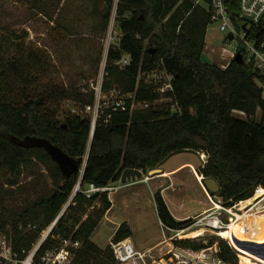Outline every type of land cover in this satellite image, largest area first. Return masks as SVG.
<instances>
[{
    "label": "trees",
    "instance_id": "trees-1",
    "mask_svg": "<svg viewBox=\"0 0 264 264\" xmlns=\"http://www.w3.org/2000/svg\"><path fill=\"white\" fill-rule=\"evenodd\" d=\"M105 2L107 21L115 0ZM229 2L233 18L240 17L238 0ZM211 16L195 0H118L116 26L121 37L119 45L108 52L103 89L115 88L134 97L126 99L125 111L105 109L93 137L92 117L73 112L63 121L58 118L63 101L90 105L95 100L92 94L83 96L74 87L54 82L40 86L38 75L45 64L22 47L15 55L0 56V172L5 183L14 187L25 169H33L35 162L43 163L53 185L20 207L9 208L1 198V228L13 231L15 250L30 251L70 202L41 252L71 240L80 243L77 249L72 248L75 264H111L110 246L99 247L92 236L112 203L108 193L89 199L83 191L92 184L106 187L117 183L127 169L149 173L179 153L195 151L208 156L199 173L205 179L217 180L220 191L211 195L220 198L227 209L253 198L258 188L264 193L263 92L256 76H249L251 68L246 64L232 60L220 68L202 61ZM126 55L131 63L122 68L117 62ZM157 70L173 77V91L161 94L157 84L142 79L141 75ZM132 102L148 106L131 110ZM259 110L263 114L260 121L256 119ZM235 111L244 113L245 118L234 117ZM38 140L61 149L80 168L86 160L83 175L67 176ZM80 181L81 189L71 201ZM3 192L0 190L1 195ZM154 199L164 226L185 229L194 223L191 218L177 220L161 191ZM29 225L36 229L28 230ZM224 234L220 232L225 239ZM232 235L233 229H229L227 237ZM131 236L129 225L123 223L113 239ZM224 239L219 240L220 257L228 264H240L238 253ZM213 243L176 241L194 249ZM232 245L240 251L244 264H252L248 254Z\"/></svg>",
    "mask_w": 264,
    "mask_h": 264
},
{
    "label": "rangeland",
    "instance_id": "rangeland-1",
    "mask_svg": "<svg viewBox=\"0 0 264 264\" xmlns=\"http://www.w3.org/2000/svg\"><path fill=\"white\" fill-rule=\"evenodd\" d=\"M106 7L105 0H0V56L15 55L16 49L22 47L24 51L42 59L45 64L38 75L41 80L40 86L54 82L60 86L74 87L83 96L90 94L94 96L91 84L102 78L107 57L106 38L111 30L119 31L116 26L117 1L115 0L107 21L104 17ZM240 43L239 39L228 41L226 34L219 30V25L213 23L207 29L204 54L211 59L212 64L226 68L234 60L231 54L240 48ZM156 75L159 77L158 80L154 79ZM141 76L146 83L157 84L161 77H164L160 82L161 86L168 82L162 71L154 75L150 73ZM258 83L260 85V82ZM127 95H121V97L127 99ZM113 100L110 96H105L100 105L106 109ZM86 106L71 99L65 100L60 104L58 118L63 121L66 115L73 112L92 117L94 114L87 112ZM56 107L55 104L54 109ZM141 108H145L141 103L133 105V109ZM233 115L236 118H245L242 112L235 111ZM262 115L259 110L256 119L260 121ZM207 159L208 156L205 153L188 151L169 158L163 165L164 170H169L181 162L190 161L195 165L200 178L193 172L190 165H186L176 172L179 174L172 176L171 180H163L160 178L161 175L156 176V173L153 175H150V172L143 173L140 180L144 183L136 185V187H143L141 189H135L132 185L120 190L124 185L122 182L111 184L117 187L108 192L109 200H113L111 203L115 206L104 216L92 236V241L104 249L113 241L118 227L123 223H129L133 230L130 239L138 249L146 250L155 247L157 251L166 246L173 232L164 229L154 197L158 191L167 187L170 188L165 198L176 219L191 218L196 221V215L203 208L213 209L214 204H217L222 207L221 217L224 222L231 223L234 216L226 210L220 198L212 195L210 198L202 185L205 178L199 170L206 164ZM35 164L33 169L24 170L19 185L14 187L5 183L0 172V190L4 191L2 195L0 193V208L2 197L9 208L20 207L26 201L34 200L53 188L47 166L43 163L35 162ZM163 169L162 166L158 168V170ZM121 192L128 197L125 202L123 197L119 196ZM256 195H258L257 192ZM255 196L249 199L252 204L243 201L229 209L232 213L240 215V220L245 222L248 221V217L254 218L253 216L261 215L264 213V196L257 200ZM98 204L99 202H96L94 205L98 206ZM253 223L249 221L250 226L258 230V226ZM204 228L202 225L192 226L186 230L185 234L189 235V239H202L206 242H219L220 239H224L220 235L221 231L213 232ZM9 231L13 232L10 229ZM237 232L238 228H233L234 235L227 237L228 231H225L224 240L227 239L235 244L233 237ZM233 248L238 253L239 263L244 264L240 251L234 246ZM243 251L251 257L252 264L258 262L256 258L264 261L259 256Z\"/></svg>",
    "mask_w": 264,
    "mask_h": 264
},
{
    "label": "built area",
    "instance_id": "built-area-1",
    "mask_svg": "<svg viewBox=\"0 0 264 264\" xmlns=\"http://www.w3.org/2000/svg\"><path fill=\"white\" fill-rule=\"evenodd\" d=\"M116 1L118 2V0ZM195 2L197 5H203V7L211 12V24H218L219 30L226 34L227 39L229 33H232L234 39L240 40V48L235 50L231 54V57L232 59H235L238 52H241L243 63L249 66L251 68L250 70L254 72L257 83L260 82V85L259 83L258 85L262 89L264 97V0H238L240 6V17L236 19H234L231 14V4L229 0H195ZM245 17H250L252 21H248ZM120 37V31L115 32L114 30H111L108 33L106 38V56L112 47L114 48L119 45ZM228 41L231 40L228 39ZM106 62L107 57L104 62L102 78H100L98 82L91 84L95 102L93 105L86 106V109L88 110L87 112H92L94 114L92 116V130L94 126L96 128V123L105 110L100 105V102L105 96H110L114 99L112 103L106 107V109L112 108L113 111L117 112L125 111L128 108L125 102L126 98L121 97V95H125L121 90L114 88L105 91L103 89L104 78L106 75ZM130 63L131 57L128 55L123 56L122 59L117 62V64L122 68L130 65ZM162 72L168 79V82L161 86L160 82L164 78L161 77L159 82H157L158 92L166 94L173 91V77L166 71ZM156 73H159V71H154L152 74L154 75ZM158 78L159 77L157 75L154 77L155 80H158ZM127 96L130 98L134 97L132 94H128ZM135 103L136 102H133L131 110H134L133 105ZM141 104L145 107L148 106V103ZM172 110L175 113L178 111L176 107H173ZM85 166L86 160L81 167V176L84 173ZM81 182L82 181L77 184L71 197V201L80 191ZM115 189H117V187H113L111 185L106 187H97L92 184L89 185L83 193L90 199L95 194L108 193ZM261 189L262 188H258L256 192L259 194ZM207 194L211 198V195L208 192ZM69 205L70 202L62 210L55 221L47 229L42 231L38 242L28 252L23 250L20 253L14 249L13 232L10 233L9 229L3 230L0 222V264H75V254L73 253L72 248L77 249L80 246V243H72L71 240H63L60 247H54L50 250L41 252L43 245L50 238L53 229L56 227L61 216L66 212ZM214 206L215 207L213 209L197 216L196 221H194V223L188 228L171 229L164 226V229L173 232V235L169 238L170 241L166 242V246L157 251L155 247L146 250L138 249L130 238L121 241H114L113 239V241L109 244L113 254L111 264H228L219 255V242H215L202 249H194L192 247L176 244V241L189 240V235L185 234V232L192 226L202 225L213 232L227 229L229 224L225 223L221 217L222 207L218 208L217 204H214ZM226 210L233 215L232 210ZM23 229L24 227L20 226V230ZM27 229H36V226L29 225ZM55 239H59V237H55ZM226 241L231 247H233L229 240L226 239ZM22 254H25L24 258L21 257Z\"/></svg>",
    "mask_w": 264,
    "mask_h": 264
},
{
    "label": "water",
    "instance_id": "water-1",
    "mask_svg": "<svg viewBox=\"0 0 264 264\" xmlns=\"http://www.w3.org/2000/svg\"><path fill=\"white\" fill-rule=\"evenodd\" d=\"M245 19H247L248 21H252L250 17H245ZM228 39L231 41L234 39V36L232 33H229ZM234 60L240 64H243V57H242L241 52H238ZM202 61L206 64H211V59L206 54L202 55ZM249 76L250 77L254 76V72L252 70L249 71ZM94 131H95V126L93 127V130H92V135H91L92 137H93ZM37 143L39 146H44L52 154L53 158L58 162L61 169L64 171V173H66L67 176H70L73 173H78V172L82 173V168H80L79 163L76 160L69 158V156L66 155L61 149H58L57 147L53 146L51 143L45 142L43 140H38ZM160 173H161V170L156 169V170L150 171L149 174L159 175ZM142 177H143V171L137 170V169H127L124 171L122 175L121 182L123 184H127L130 181L140 180ZM202 185L210 195L216 194L220 191V186L217 180L213 178L204 179V182H202ZM262 197L263 196L259 197V194H258L255 196V200L260 199ZM249 201L250 200H246V203H248ZM233 241L238 248L243 249L247 252H250L264 259V243L259 244L254 241L242 240L236 237L233 238Z\"/></svg>",
    "mask_w": 264,
    "mask_h": 264
},
{
    "label": "bare ground",
    "instance_id": "bare-ground-1",
    "mask_svg": "<svg viewBox=\"0 0 264 264\" xmlns=\"http://www.w3.org/2000/svg\"><path fill=\"white\" fill-rule=\"evenodd\" d=\"M260 196H264V193L259 194V197ZM248 204H252V201H249ZM217 206L218 208H221L219 205ZM233 216L234 218L231 219L232 222L229 223L227 229L221 230V231H228L229 229L238 228V232L235 236L236 238L247 240V241H254L259 244L264 243V228L260 230H254L249 224V221H252V222L256 221V222L263 224L264 223V213H262L261 215L253 216L254 218L248 217V221L246 222L241 221L240 220L241 216L238 214L233 213ZM235 217H236V220H235ZM237 224H238V227H237ZM256 260H260V259L256 258Z\"/></svg>",
    "mask_w": 264,
    "mask_h": 264
},
{
    "label": "crops",
    "instance_id": "crops-1",
    "mask_svg": "<svg viewBox=\"0 0 264 264\" xmlns=\"http://www.w3.org/2000/svg\"><path fill=\"white\" fill-rule=\"evenodd\" d=\"M198 153H201V152H198ZM177 155V154H176ZM175 156V155H174ZM173 157V156H172ZM165 164V163H164ZM163 164V165H164ZM163 165H162V169H163ZM186 165H190L191 166V168L193 169V172H195L196 173V175H197V177H199V174H198V172H197V170L195 169V165L193 164V163H191L190 161H184V162H181L178 166H175V167H173V168H171V169H169V170H161V174H159V175H156V176H160L161 175V177L160 178H162L163 180L164 179H166V180H171V177L172 176H174V175H178L179 173H176V172H178L179 170H181L182 168H184ZM163 172V173H162ZM200 178V177H199ZM165 180V181H166ZM200 182H202V180H200ZM139 183H144V181L143 180H135V181H130V182H128L127 184H124V185H122V187H121V189L120 190H122L123 188H128L129 186H135V189L136 188H139V189H141V188H143V187H136V185L137 184H139ZM123 184V183H122ZM134 188V187H133ZM170 187H167V188H165V189H163L161 192H162V194H163V196L164 197H166V193H167V191H168V189H169ZM119 190V191H120ZM119 191H117V193L119 192ZM116 193V194H117ZM120 197H123L122 199H123V202H125L126 200H128V197H126V195H124V194H122V192L120 193V195H119ZM166 199V198H165ZM167 201V200H166ZM112 203H113V200L111 201ZM168 204V203H167ZM114 204L112 205V207H111V209H113L114 208ZM211 207H206V208H203L202 210H201V212H199L198 213V215H196V216H199L200 214H202V213H205V212H207L209 209H210ZM170 209V208H169ZM199 209H201V208H199ZM170 211H171V209H170ZM172 213V212H171ZM173 214V213H172ZM173 216H174V214H173ZM175 217V216H174ZM178 220V219H177ZM128 225H129V227H130V229H131V231H132V235H133V230H132V227H131V225L129 224V223H127ZM253 224H255V225H257L258 226V228L259 229H263L264 228V223L262 224V223H259V222H254ZM256 230V229H255ZM258 262H260L259 260H257ZM241 264H243V263H241Z\"/></svg>",
    "mask_w": 264,
    "mask_h": 264
}]
</instances>
